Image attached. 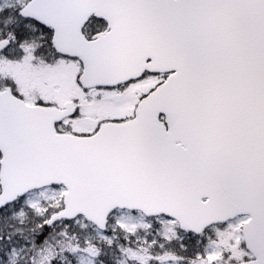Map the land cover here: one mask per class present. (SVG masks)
<instances>
[{
  "label": "snow or ice",
  "instance_id": "6c2138e0",
  "mask_svg": "<svg viewBox=\"0 0 264 264\" xmlns=\"http://www.w3.org/2000/svg\"><path fill=\"white\" fill-rule=\"evenodd\" d=\"M0 264H264V0H0Z\"/></svg>",
  "mask_w": 264,
  "mask_h": 264
}]
</instances>
